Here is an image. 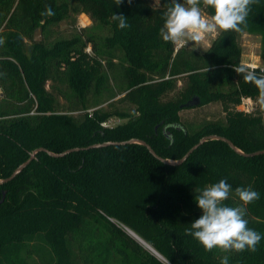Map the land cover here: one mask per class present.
<instances>
[{"label": "trees", "instance_id": "obj_1", "mask_svg": "<svg viewBox=\"0 0 264 264\" xmlns=\"http://www.w3.org/2000/svg\"><path fill=\"white\" fill-rule=\"evenodd\" d=\"M169 6L170 0H122L119 7L113 0H0V179L39 147L61 152L137 138L177 160L214 134L241 151L221 137H207L181 162L164 161L137 141L62 156L38 149L0 182V264H28L22 249L39 247L50 252L48 264H166L126 227L170 264H220L224 255L229 264H264V238L255 253H224L205 252L185 234L202 215L195 196L226 179L227 206H243L237 187L260 194L244 206L245 219L264 237V153L245 154L264 149V117L236 109L241 95L259 92L234 70L246 67L238 36L249 32L260 36L263 64L255 71L264 75V0L251 5L242 31L218 32L202 52L175 51L162 39ZM49 7L55 15H42ZM82 11L90 26L49 39L53 25ZM114 14L130 27L120 29ZM37 27L45 32L40 41L33 39ZM215 101L223 117L182 121V109ZM112 116L126 120L101 124Z\"/></svg>", "mask_w": 264, "mask_h": 264}, {"label": "clouds", "instance_id": "obj_2", "mask_svg": "<svg viewBox=\"0 0 264 264\" xmlns=\"http://www.w3.org/2000/svg\"><path fill=\"white\" fill-rule=\"evenodd\" d=\"M131 3V0H128ZM259 0H202L204 9L211 8L214 12L211 16L204 14L201 8V0H170V6L164 12V24L160 29V35L165 42L183 46L188 42L199 45L209 34L230 31L240 32L247 26V17L251 11V5ZM122 0H113L117 7ZM42 15H55L49 7ZM118 21L120 29L129 28L127 18L124 15L112 16ZM0 38V44H3ZM238 74H242L246 83H250L258 89V103L264 108V75H258L255 69L247 67H234ZM232 187L226 179H221L195 196L198 208L202 215L191 223L190 228L185 229V234L192 236L203 246L205 252L213 249L228 252L257 251V245L262 237L260 233L248 227L246 205L259 200L260 194L248 188L237 187L235 195L243 206L230 207L225 204ZM220 264H229V257L224 255Z\"/></svg>", "mask_w": 264, "mask_h": 264}, {"label": "rangeland", "instance_id": "obj_3", "mask_svg": "<svg viewBox=\"0 0 264 264\" xmlns=\"http://www.w3.org/2000/svg\"><path fill=\"white\" fill-rule=\"evenodd\" d=\"M153 2L158 3V0H153ZM201 8L204 9L202 6ZM82 14H84L89 19L88 23L82 22V19H81ZM204 14L210 16L209 14L206 13L205 10H204ZM91 24H92V19L89 16V14L82 11V12L76 13V15L74 16V20L71 17H68L60 21L58 24L53 25L51 27V33L49 34L48 37L49 39H51L58 35L71 34L72 32L78 30L80 27L82 26L87 27V26H90ZM217 34L218 32L207 35L199 45H193V42H188L184 44L183 46H187V47L193 48L194 50L202 52L210 45V43L217 36ZM44 36H45V32L41 30V40L44 38ZM238 42L241 47V63L245 64V62H253V63L258 64V66H262L263 62L259 55L260 36L255 33L242 32L238 36ZM179 83L180 82H178V84ZM46 86L47 87L49 86V81L47 82ZM115 97H118V95ZM254 100H255V105H254L255 109L253 110V112L257 114L260 113L264 117V108H262L260 104L258 103V96L254 98ZM180 113H181L182 121L186 123L188 126L201 124L204 120H207V119L214 120V119L223 117L224 115L223 105L220 101L210 102L208 104H205L197 108L182 109ZM125 120L126 118H123V117L112 116L111 118L107 120V123L112 126L117 123L124 122ZM144 247L151 252L149 248H147L146 246ZM43 249L40 247L36 250L35 249L27 250L23 248L21 251V254L24 256V258H26L28 264H48L49 262L48 253L50 252L43 250ZM161 260L164 261L166 264H170L165 258Z\"/></svg>", "mask_w": 264, "mask_h": 264}, {"label": "water", "instance_id": "obj_4", "mask_svg": "<svg viewBox=\"0 0 264 264\" xmlns=\"http://www.w3.org/2000/svg\"><path fill=\"white\" fill-rule=\"evenodd\" d=\"M33 39L35 41H40L41 40V28L40 27H37L35 30H34V34H33ZM207 137H212V138H217V137H221L222 139H224L231 147L235 148L236 150L240 151L239 148H237L233 142L227 138V137H224V136H219V135H209V136H202L199 141L194 144L192 147H190L186 153L181 156L179 159L177 160H170V159H165V158H162L160 157L156 152L155 150L144 140H141V139H137V138H130V139H127V140H107V141H103V142H95V143H92V144H89V145H86V146H74V147H70V148H67L61 152H52V151H49L47 150L45 147H39L37 149H34L29 157L24 160L23 162H21L20 164H18L14 170L8 175L6 176L5 178H2L0 179V182L1 181H8L10 179H12L17 173H19L23 167H25L27 165V163L34 157L35 155V152L38 150V149H42V150H45L47 151L48 153H50L51 155H55V156H62L70 151H73V150H80V149H84V148H89V147H96V146H103V145H108V144H120V143H126V142H132V141H137V142H140V143H143L146 145V147L148 148V150L156 157L164 160V161H168V162H181L183 161L187 156L188 154L198 145L200 144L203 140L207 139ZM241 152V151H240ZM258 153H264V149H258V150H255V151H252V152H248V153H245L247 155H254V154H258ZM4 194V193H3ZM126 230L127 232L133 236L136 240H138L140 243H142L144 246H146V244H148L144 239H142L135 231H133L132 229L126 227ZM150 245V244H149ZM151 246V245H150ZM147 247V246H146ZM152 247V246H151ZM153 248V247H152ZM151 252H153L157 257L161 258L160 256H162L155 248H153V250H151ZM163 257V256H162ZM164 258V257H163ZM162 259V258H161Z\"/></svg>", "mask_w": 264, "mask_h": 264}, {"label": "built area", "instance_id": "obj_5", "mask_svg": "<svg viewBox=\"0 0 264 264\" xmlns=\"http://www.w3.org/2000/svg\"><path fill=\"white\" fill-rule=\"evenodd\" d=\"M180 47H181L180 45H175V51ZM87 50H90L89 46L87 47ZM244 65L249 69H255L257 67L262 68V66H258V64L253 63V62H245ZM254 105H255V100L252 96L241 95L240 101L236 104V109L243 111V112H246V113H252L253 110L255 109ZM101 124L104 126L109 125L107 123V121H103V122H101Z\"/></svg>", "mask_w": 264, "mask_h": 264}, {"label": "bare ground", "instance_id": "obj_6", "mask_svg": "<svg viewBox=\"0 0 264 264\" xmlns=\"http://www.w3.org/2000/svg\"><path fill=\"white\" fill-rule=\"evenodd\" d=\"M81 19H82V22L83 23H88L89 22V19L84 15L82 14L81 15ZM127 231V230H126ZM134 238V237H133ZM142 244V243H141ZM147 248H149L150 250H153V248L149 245V244H146ZM162 259H164L162 256H160Z\"/></svg>", "mask_w": 264, "mask_h": 264}]
</instances>
